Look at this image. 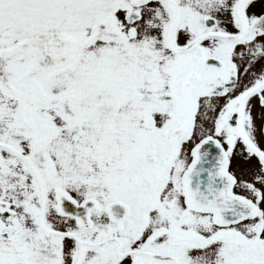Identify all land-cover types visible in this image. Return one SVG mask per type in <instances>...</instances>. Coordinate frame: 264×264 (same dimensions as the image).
Returning a JSON list of instances; mask_svg holds the SVG:
<instances>
[{
	"label": "snow or ice",
	"instance_id": "6c2138e0",
	"mask_svg": "<svg viewBox=\"0 0 264 264\" xmlns=\"http://www.w3.org/2000/svg\"><path fill=\"white\" fill-rule=\"evenodd\" d=\"M0 264H264V0H0Z\"/></svg>",
	"mask_w": 264,
	"mask_h": 264
}]
</instances>
